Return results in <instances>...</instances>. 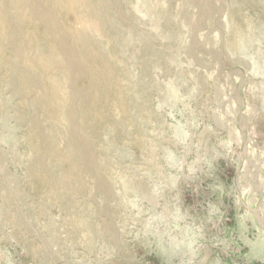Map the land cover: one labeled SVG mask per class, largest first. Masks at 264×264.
I'll list each match as a JSON object with an SVG mask.
<instances>
[{
    "label": "rangeland",
    "instance_id": "374dc122",
    "mask_svg": "<svg viewBox=\"0 0 264 264\" xmlns=\"http://www.w3.org/2000/svg\"><path fill=\"white\" fill-rule=\"evenodd\" d=\"M83 3L0 0V264H264V0Z\"/></svg>",
    "mask_w": 264,
    "mask_h": 264
},
{
    "label": "bare ground",
    "instance_id": "6f19581e",
    "mask_svg": "<svg viewBox=\"0 0 264 264\" xmlns=\"http://www.w3.org/2000/svg\"><path fill=\"white\" fill-rule=\"evenodd\" d=\"M20 1L21 3L22 2L28 3V8H27L28 11L26 10L23 13V17L25 13L29 16L30 15L29 13L32 11V16L34 19L43 22L48 27H52V30L53 29L55 30V28H57L56 34L50 35V38L54 42L55 40L57 41L55 42L56 46L58 50L60 51V53L63 54V56L66 59L67 69H68L71 79L77 80V78L78 79L83 78L82 77L83 74L81 72L82 69L80 68V64H79L80 62L79 56L77 55V52H78L77 48H79V43L76 40L77 32H78L77 30L79 29L78 21L75 20L72 24L68 25V27H65L68 31L64 32V34L61 31H59L60 30L59 27H61L62 24L64 25V21H63L61 13L64 11L68 13L72 12L73 9L77 6L82 7L84 4L83 0H20ZM17 2L18 1H16V3ZM42 6L47 8L46 12H42V9H41ZM39 7H40V10L38 11V13H34L38 10ZM30 9H33V10H30ZM2 22H3L2 18H0V24H2ZM57 25L59 27H57ZM3 40L4 39L2 38V33H0V43H2ZM1 55L2 54L0 52V56ZM95 61H96V66L98 68L99 60L96 59ZM94 77L99 78L98 72H96V75H94ZM56 101L57 100L54 99V104ZM73 162H70V163H73Z\"/></svg>",
    "mask_w": 264,
    "mask_h": 264
}]
</instances>
